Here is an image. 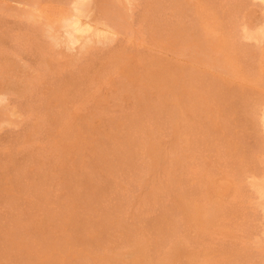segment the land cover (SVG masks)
Returning <instances> with one entry per match:
<instances>
[{"label": "rangeland", "instance_id": "obj_1", "mask_svg": "<svg viewBox=\"0 0 264 264\" xmlns=\"http://www.w3.org/2000/svg\"><path fill=\"white\" fill-rule=\"evenodd\" d=\"M76 1L0 0V264H264V6L91 0L80 20L105 41L68 48ZM223 33L260 84L222 64ZM182 195L216 212L207 232ZM178 240L192 254L166 258Z\"/></svg>", "mask_w": 264, "mask_h": 264}, {"label": "bare ground", "instance_id": "obj_2", "mask_svg": "<svg viewBox=\"0 0 264 264\" xmlns=\"http://www.w3.org/2000/svg\"><path fill=\"white\" fill-rule=\"evenodd\" d=\"M91 0H77L75 3V11L77 12V15L73 16V17H65L63 20L60 21L61 25L60 27L64 30L65 34H66V44L68 46V48L72 45H75L76 43H78L82 38H85V43L84 45L85 48L89 45V43L92 41L91 40V36L96 34V38H97V42L101 43L104 42L105 39L103 38L105 36V33H101V32H97V33H92L91 31V27L87 24H83L80 20V16L84 14L85 12V7L87 5H89V2ZM263 6H264V0H258ZM203 20L208 21L209 18H205L202 17ZM211 20V19H210ZM47 34V38L52 40L53 42L56 43V45H58L60 43V37L57 35V33L55 32V30L52 29V27H49L48 31L46 32ZM259 34V31H254V33H250L249 37H254L256 35ZM221 36H223V40H221V44L219 45V47H221L224 51V60L222 61V64L228 63L230 64L234 69H237L238 73L240 74V79L249 82V83H255V84H260L259 80L252 74H249L247 72H244V67L241 64V49L236 46V43L227 36L226 33H223ZM210 42V41H207ZM210 46H214L213 43L209 44ZM153 64L156 67H160L163 65V59L162 58H158L156 60H154ZM164 69L168 72V76L170 78H174L177 75V72L175 69H171L169 67H166L164 64ZM187 75L189 76V81L188 85H190L191 81L193 79H195L194 75L191 73H187ZM150 80H155V78L153 77H148ZM151 83V82H150ZM153 84V83H151ZM79 85L80 82L78 81V79H71L68 83V89L71 92H76L79 90ZM164 88H169L172 93H175L174 90V85L171 83H167V85ZM57 90V91H56ZM56 93L57 94H64L63 92V88H59L56 89ZM66 90V89H65ZM63 91V92H62ZM193 93H195L197 95L196 99H198L199 101H204L207 102V105H209V103L211 102V98L207 95L208 90L198 87L196 86V91H193ZM54 95V94H53ZM55 96V95H54ZM175 96V95H173ZM215 96V95H214ZM216 97V96H215ZM192 110H196V107L193 108L191 106H189ZM184 108H186V105L184 106ZM183 111V109H182ZM263 120H264V112H263ZM181 123V124H179ZM264 123V121H263ZM183 124V119L181 117L178 118L177 121H175V127L176 126H180ZM62 127L66 128L69 130L70 132V122L63 120L62 121ZM184 129L186 131V133L188 132H193L194 129L190 128V126L186 123H184ZM183 138V135H181L179 137V141L181 142ZM135 138L132 137V141H134ZM131 143V142H129ZM159 153V150L157 148L156 145H154L151 148V155L152 156H157ZM257 187V192L260 195V197L264 198V180L263 182H261L260 184L256 185ZM215 197L214 194H212L211 189H208V198L209 199H213ZM197 206H195L191 201L188 200L187 197H185L184 195L181 196V201H180V205H179V210L186 216L189 213L191 215H194V212H197L196 218H197V228L198 230H202L204 232H207L208 229L215 224L216 222V212L213 209H202V207H200L199 209H196ZM159 224V223H158ZM44 243H46V240H44ZM49 248L54 250L55 248H57L58 246H60V243L57 244H53L51 242H49ZM140 242L137 241L135 242V246H140ZM63 250H65V248L63 247ZM210 252V251H209ZM207 252V258H211L212 259V255H210L211 253ZM192 254L191 252L186 251L185 249V243L182 242L181 240H178V242L174 243L172 245V247L170 248L169 251V256L167 255L166 258L168 257V259L170 258H181V257H185L187 255ZM132 255V258L135 260V264H148L149 260L147 258H145L141 252L139 250H134L131 252L130 256ZM113 258H117V257H113ZM151 264H162L159 260L154 261Z\"/></svg>", "mask_w": 264, "mask_h": 264}]
</instances>
